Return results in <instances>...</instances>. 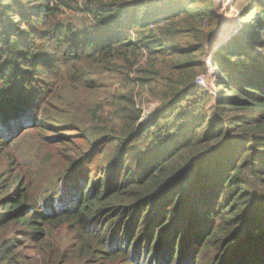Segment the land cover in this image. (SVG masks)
<instances>
[{"label":"trees","instance_id":"obj_1","mask_svg":"<svg viewBox=\"0 0 264 264\" xmlns=\"http://www.w3.org/2000/svg\"><path fill=\"white\" fill-rule=\"evenodd\" d=\"M83 1L98 27L76 33L77 23L55 19L68 0H0V227L11 229L0 234V264H27L26 243H42L48 228L63 226L77 244L63 257L86 256L76 264H264V0H233L247 3L241 16L250 18L224 42L226 34L218 37L211 62L219 96L196 83L206 64L178 39L197 28H187L189 18L204 25L206 10L186 3L150 9L162 0ZM125 17L131 24L122 27ZM143 50L171 54L182 74L150 140L140 142L135 124L125 137L108 135L120 143L101 158L114 177L81 180L65 206L38 210L10 147L34 128L63 126L62 114L51 116L62 111L51 98H60L64 65L74 63L79 75L87 62L109 67ZM132 145L152 150L136 161ZM35 249L42 263L55 257Z\"/></svg>","mask_w":264,"mask_h":264},{"label":"rangeland","instance_id":"obj_2","mask_svg":"<svg viewBox=\"0 0 264 264\" xmlns=\"http://www.w3.org/2000/svg\"><path fill=\"white\" fill-rule=\"evenodd\" d=\"M68 2L71 5L69 7L59 3L61 11L55 19L67 24L77 23L76 33L79 32V26L86 29L85 32L88 29V32L96 30L97 20L85 10L87 2L83 0ZM182 3L200 6L202 10L208 12L204 17L206 18L204 25L197 19L189 18L186 21L189 26L187 28L195 26L197 28L182 34L178 39H185L183 45L192 52V59L202 60L206 64L198 70L196 83L219 96L218 71L212 65V56L219 44L250 18L244 19L241 16L242 8L247 3L243 1L235 3L233 0H162L159 3L155 2L150 9L156 6L157 9L165 10ZM208 8H211L215 15H212ZM127 23L131 24L125 17L122 27ZM223 34H226L225 38L217 43L218 37ZM179 62L188 63L189 60L180 57ZM73 64L64 65L65 70L58 76L62 87L58 92L61 99L51 98V104H59L62 110L54 111L51 116L58 118L57 116L62 114L63 126L34 128L26 132L9 149L10 155L15 157L14 169L24 175L28 199L30 202H37V209L41 211L45 207L47 211L55 210L62 202L60 206H65L69 195L79 190L81 180L90 178L92 181H98L100 177L111 180L114 177V171L110 172L111 164L107 163L106 168H103L101 158L103 152L105 156H109L113 149H119L120 143L116 147L108 142L107 136L125 137L131 125L135 124L133 129L136 128V131L142 134L140 142L147 140L151 134L148 129L156 130L153 126L156 114L168 107L169 102L175 97L173 88L175 90L182 79L181 72L174 68V57L162 52L149 54L147 50H143L138 56L132 57L131 62L117 60L109 67L101 62H87L84 71L79 75L75 74ZM189 75L195 76L196 72L185 74ZM44 77L50 79L48 73ZM53 81L54 78L50 80ZM138 111L141 112L140 118L135 120ZM49 123L55 124L53 120ZM172 132L175 131L172 129ZM58 133L64 135L63 141H53L54 134ZM152 144L157 142L152 141L149 146ZM150 150L152 149L147 151ZM129 151L137 158L136 161L147 152L143 148H136L135 145H132ZM135 166L134 163L131 167L138 170ZM101 169L104 170L103 173ZM73 176L80 178L79 181ZM173 201L175 202L174 197L167 200L166 205ZM147 211L142 209L140 212L146 214ZM140 220L141 227L143 218ZM10 230L0 227V234L8 233ZM46 235L42 243L35 241L26 243L23 251L28 259L27 264H60L65 259L66 264H76L86 258L79 256L77 252L70 257L73 259L63 257L70 255L76 244L75 232L67 226L48 228ZM159 235L160 232L154 237ZM35 247H42L45 255L55 257L50 262L42 263L40 261L43 258L42 254Z\"/></svg>","mask_w":264,"mask_h":264}]
</instances>
